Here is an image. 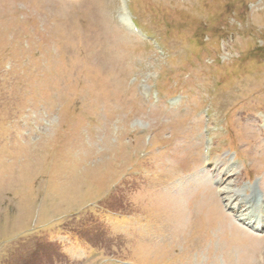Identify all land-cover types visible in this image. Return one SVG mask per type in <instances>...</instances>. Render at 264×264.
Returning a JSON list of instances; mask_svg holds the SVG:
<instances>
[{"label":"rangeland","instance_id":"obj_1","mask_svg":"<svg viewBox=\"0 0 264 264\" xmlns=\"http://www.w3.org/2000/svg\"><path fill=\"white\" fill-rule=\"evenodd\" d=\"M236 192L264 218V0H0V264H264Z\"/></svg>","mask_w":264,"mask_h":264},{"label":"bare ground","instance_id":"obj_2","mask_svg":"<svg viewBox=\"0 0 264 264\" xmlns=\"http://www.w3.org/2000/svg\"><path fill=\"white\" fill-rule=\"evenodd\" d=\"M128 20V19H127ZM130 20V19H129ZM128 20V21H129ZM127 21V22H128ZM129 23V22H128ZM255 189V188H254ZM256 193V192H255ZM242 192H236L235 194H234V197L235 196H238L239 197V199H238V201L240 200L241 202H236V204H234V206H233V208L234 209H240V203H242V204H251V202H249V200H247V201H244V199L242 200ZM256 195H257V199L259 200V197L261 198V194H258V193H256ZM256 202H257V200H256ZM253 205H254V203H253ZM247 206V205H246ZM255 207V206H254ZM244 217V216H243ZM239 220H244V219H239ZM249 221V222H251V223H254V224H257L256 225V227H263L264 228V219L263 218H260L259 216H256V215H254V214H252V215H250V216H248V218H246L245 219V221Z\"/></svg>","mask_w":264,"mask_h":264}]
</instances>
